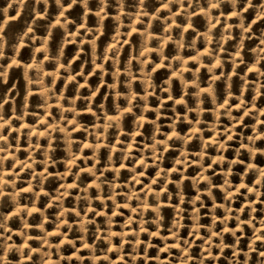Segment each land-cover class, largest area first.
Returning a JSON list of instances; mask_svg holds the SVG:
<instances>
[{"label":"rangeland","instance_id":"rangeland-1","mask_svg":"<svg viewBox=\"0 0 264 264\" xmlns=\"http://www.w3.org/2000/svg\"><path fill=\"white\" fill-rule=\"evenodd\" d=\"M262 253L264 0H0V264Z\"/></svg>","mask_w":264,"mask_h":264},{"label":"clouds","instance_id":"clouds-1","mask_svg":"<svg viewBox=\"0 0 264 264\" xmlns=\"http://www.w3.org/2000/svg\"><path fill=\"white\" fill-rule=\"evenodd\" d=\"M26 2V0H19V3H20V5H21V7H23V4ZM37 2H39V0H37ZM43 2L45 3V4H47L48 3V0H43ZM77 2V0H72V4H75ZM141 2H143V0H141ZM56 3L58 4V5H60L61 4V0H56ZM84 3H85V5H86V3H87V0H84ZM231 3L233 4V6L235 7V5L238 3V0H231ZM248 3H249V5L251 4V0H248ZM69 7H71V5H69ZM246 10V9H245ZM7 12V10L5 9V13ZM19 14V13H18ZM237 13H233V15H236ZM61 15H63V13H61ZM57 22H59V21H57ZM29 31H31V28H29ZM25 35H27V33H25ZM261 255H264V253H262Z\"/></svg>","mask_w":264,"mask_h":264}]
</instances>
